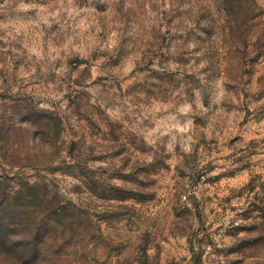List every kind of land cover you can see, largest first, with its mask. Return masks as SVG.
<instances>
[{"label": "rangeland", "instance_id": "obj_1", "mask_svg": "<svg viewBox=\"0 0 264 264\" xmlns=\"http://www.w3.org/2000/svg\"><path fill=\"white\" fill-rule=\"evenodd\" d=\"M0 264H264V0H0Z\"/></svg>", "mask_w": 264, "mask_h": 264}, {"label": "trees", "instance_id": "obj_2", "mask_svg": "<svg viewBox=\"0 0 264 264\" xmlns=\"http://www.w3.org/2000/svg\"><path fill=\"white\" fill-rule=\"evenodd\" d=\"M2 228V225H0V229Z\"/></svg>", "mask_w": 264, "mask_h": 264}]
</instances>
